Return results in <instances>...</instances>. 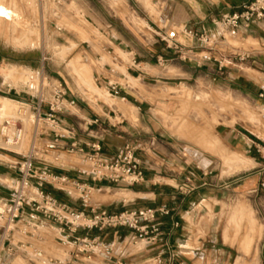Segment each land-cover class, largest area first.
<instances>
[{"label":"crops","instance_id":"0c3cea01","mask_svg":"<svg viewBox=\"0 0 264 264\" xmlns=\"http://www.w3.org/2000/svg\"><path fill=\"white\" fill-rule=\"evenodd\" d=\"M78 1L83 5L85 14L73 23L77 31V35L72 34L73 40L78 46L88 43L90 57L94 61L100 63L105 60L100 70L94 72L96 80L107 89L110 84H117L120 95L108 92L107 101H94L72 90L67 97L75 99L76 105L70 108L73 114L63 116L64 125L74 124L77 127L76 139L85 148L100 143L105 152L113 154L126 142L135 143L145 173L143 182L122 188L121 192L117 189L108 191L109 188L95 189L106 190L104 197L107 203L92 198L93 202L107 205L110 211L166 206L171 214L159 215L158 219L165 231L172 230L170 243L178 254L176 262L220 264L226 255V249L220 246L221 201L229 196L226 194L230 189L236 193L241 189H251L260 181L264 170V146L249 130L225 123L218 125L212 134L211 149L208 142L183 144L177 141L154 112L155 105L147 92L151 88L146 81L170 83L169 80L175 76L164 75L159 68L166 60H183V53L191 66L185 69L180 65L186 78L207 74L214 80H228L230 88L242 94L260 97V86L264 84V20L249 26L243 23L236 36L219 37L213 20L239 10L249 0H153V5L147 3V6L137 1L138 9L129 6L130 0ZM84 20L95 31L102 32L100 40H97L95 31L90 34ZM186 27L198 31L207 29L209 41L204 43L187 37L183 33ZM60 30L63 33L69 31L65 27ZM85 31L89 32V36ZM170 31H176L177 39L183 45L181 52L169 48L161 39L160 35ZM244 51L251 52L253 59L245 63L235 62L236 54ZM123 56L131 61L126 67ZM117 63L119 69L114 66ZM221 64L223 69L219 71ZM20 81L21 78H17L18 83L15 84ZM22 83L26 84L25 81ZM84 84L90 86L91 82ZM96 118L101 125H90ZM62 135L67 136L65 127L62 128ZM70 141L65 137L62 143ZM234 158L240 159L236 165L247 166L235 170L234 164L231 165ZM225 162L227 166H224ZM15 163L0 160V198H6L16 185L19 172ZM251 170H256L257 177H240ZM58 172L78 177L71 165L58 169ZM188 180L195 189L183 194L178 188ZM74 192L61 191L67 196L61 198L76 205L74 201L79 194L75 197ZM173 220L180 222L174 229ZM126 234L127 230L121 229L119 233L110 232V236L105 237L113 248L111 258L95 253L92 258H81L79 264H156L155 257L160 253L167 260L168 250L161 244L144 243L142 248L132 251L134 245H128L123 239ZM34 239L37 245L48 242L69 248L68 252L65 251L64 261L68 264L74 262L71 258L72 246L59 243L45 232ZM230 257L228 255V260ZM260 264H264V254Z\"/></svg>","mask_w":264,"mask_h":264},{"label":"rangeland","instance_id":"374dc122","mask_svg":"<svg viewBox=\"0 0 264 264\" xmlns=\"http://www.w3.org/2000/svg\"><path fill=\"white\" fill-rule=\"evenodd\" d=\"M0 1L10 6L16 13L11 18L0 17V96L19 101L16 106H23L20 102L31 104V108L28 107L27 110L28 121L23 148L16 150L0 145V160L23 161L24 157L34 150L39 158L53 161L54 170H58L55 152L44 150L45 143L52 137L51 127L46 120H39L34 107L42 93L48 94L46 89L48 81L63 82L68 93L77 90L84 97L94 101H107L108 89L103 88L94 75L105 60L100 63L94 61L90 57L91 47L88 43L78 46L73 40L72 34L77 35L73 23L83 18L85 14L84 7L78 0ZM137 1L145 6L153 5V0H130L129 6L138 9ZM84 22L85 26L89 27L86 29L92 34L95 30L88 22L85 20ZM61 27L68 28L69 31L63 33ZM89 32L85 31L86 35L89 36ZM95 32L97 40H100L103 37L102 32L98 30ZM80 39L83 41L81 37ZM99 51L105 55V52ZM123 58L124 67L131 64L129 57ZM180 65L185 69L191 67L187 60L177 59L166 60L159 68L164 75L175 76L168 84L146 81L151 88L147 92L150 101L155 105L154 112L161 118L164 128L177 141L183 144L191 141L197 144H201L202 141L208 142L211 149L212 134L218 125L225 123L237 124L249 130L258 138L257 142L264 146V97L242 94L230 88L228 80L219 78L214 80L207 74L203 77L186 78ZM114 66L118 67V63ZM14 77L21 78L26 84L21 81L15 84L18 82ZM11 78L14 79L13 82ZM88 81L91 82L90 86L84 84ZM234 160L231 165L234 164L235 170L247 166L236 165V162H240L239 158ZM39 162H42L41 159ZM62 162L71 166L81 164L79 158L68 161V158L64 157ZM224 166H227V162ZM256 175V170H251L240 177L245 179ZM260 177V181L253 188L241 189L236 193L230 189L226 194L229 196L221 201L220 246L226 249L227 256L224 255L220 264H260L261 255L264 254V187L261 185L264 181V170ZM101 187L100 185L99 188ZM103 188L107 189V186ZM109 189L108 191L113 189L123 191L117 186H111ZM53 193L60 198H67L57 189ZM105 193L106 190H94L92 198L106 204ZM74 196H78L76 191ZM74 202L77 207H82L80 199ZM103 206L107 208V205ZM247 214L254 219L253 230L247 221ZM10 226L13 225L6 222L4 228H0L1 264H35L19 249L16 250L21 245V240L31 241L35 247L43 249L48 257L65 260V251L68 252L69 248L48 242L37 245L36 240L25 236L18 225H14V230L7 237ZM5 230L6 233L2 236ZM107 236H110V233H106L104 237ZM11 242L16 246L15 250L9 253L7 248ZM143 244L144 242H139L134 245L132 251L142 248ZM228 255H231L229 260ZM179 262L181 261L175 264Z\"/></svg>","mask_w":264,"mask_h":264},{"label":"built area","instance_id":"2783aa9c","mask_svg":"<svg viewBox=\"0 0 264 264\" xmlns=\"http://www.w3.org/2000/svg\"><path fill=\"white\" fill-rule=\"evenodd\" d=\"M263 20L264 0H249L239 10L222 14L214 19L213 23L219 37H224L236 36L243 23L249 26ZM183 33L189 38H197L204 43L209 41L210 33L204 28L198 31L186 27ZM160 37L169 48L182 51L183 45L177 39L176 31H170ZM181 55L183 60L188 59L186 54L181 53ZM252 59L253 54L244 51L236 54L235 62L245 63ZM222 69L221 64L218 70ZM260 87L259 96L264 97V84ZM46 89L48 94L42 93L34 107L39 120H46L52 131V137L45 143L44 150L55 152L54 158L58 161L59 170L69 166L62 162L64 157H67L68 161L79 158L81 164L74 165L78 177L54 170L53 161L39 158L32 150L23 161L14 164L19 172L16 185L6 198H0V228H4L6 222L13 225L8 227L7 237L14 230V225H18L27 237L37 238L40 233H47L59 243L73 247L71 258L74 262L70 264H79L81 258H92L95 253L111 258L113 248L104 236L106 233H119L121 229H125L127 234L123 239L128 245H136L139 242L161 244L168 250V257L165 260L162 253L158 254L155 257L156 264H175L178 254L170 243L172 230L165 231L162 222L158 219L159 215H170V208L141 207L110 211L102 204L94 203L92 199V191L100 189V185L101 188L103 186L126 188L144 181L145 173L142 160L138 156V146L126 142L115 153L109 154L102 149L100 143L92 144L89 148L80 145L76 139L77 127L74 124L65 126L63 118L64 115L73 114L70 108L76 105V100L68 99V90L61 81H48ZM108 92L120 95V88L117 84H110ZM20 103L23 106H18L17 119L4 118L2 129L16 130L23 126L22 116H27L31 104ZM91 124L101 125V122L96 118ZM63 127L66 128L67 136L62 135ZM65 137L71 141L62 143ZM261 185L264 187V181ZM50 188L65 192L76 191L79 198L75 201L80 199L82 207L79 208L56 196ZM178 189L186 194L194 190L195 186L188 180ZM179 224V220H173L172 229L177 228ZM5 233L6 230L2 236ZM20 244L16 250L19 249L35 264H68L61 259L48 257L43 249L35 247L33 243L20 242ZM15 246L16 244L10 243L8 250L14 251ZM178 264L185 263L181 261Z\"/></svg>","mask_w":264,"mask_h":264},{"label":"bare ground","instance_id":"6f19581e","mask_svg":"<svg viewBox=\"0 0 264 264\" xmlns=\"http://www.w3.org/2000/svg\"><path fill=\"white\" fill-rule=\"evenodd\" d=\"M14 14L16 13L14 12L13 9H11L10 6L0 1V17L11 18ZM17 104L18 101L15 99L6 96H0V145H3L8 148H13L16 150H21L25 143L26 124L28 121V116H22V120L24 121V124L21 128H18L16 130H5L4 128L3 129L1 128V124L4 118L13 117L17 119V117L19 116L18 114L19 107L16 106ZM240 212H242V209L240 210ZM247 218H248L247 221H249L251 229L253 230L254 219L252 216L248 214H247Z\"/></svg>","mask_w":264,"mask_h":264}]
</instances>
